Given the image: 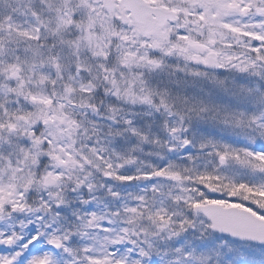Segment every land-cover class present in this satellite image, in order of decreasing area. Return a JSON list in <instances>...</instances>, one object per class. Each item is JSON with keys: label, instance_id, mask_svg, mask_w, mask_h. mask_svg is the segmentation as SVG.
Masks as SVG:
<instances>
[{"label": "snow or ice", "instance_id": "1", "mask_svg": "<svg viewBox=\"0 0 264 264\" xmlns=\"http://www.w3.org/2000/svg\"><path fill=\"white\" fill-rule=\"evenodd\" d=\"M0 264H264V0H0Z\"/></svg>", "mask_w": 264, "mask_h": 264}]
</instances>
